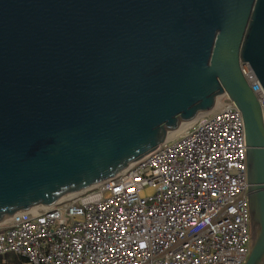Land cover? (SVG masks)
<instances>
[{"label": "water", "instance_id": "water-1", "mask_svg": "<svg viewBox=\"0 0 264 264\" xmlns=\"http://www.w3.org/2000/svg\"><path fill=\"white\" fill-rule=\"evenodd\" d=\"M264 0H0V223L125 169L221 95L244 124L264 264Z\"/></svg>", "mask_w": 264, "mask_h": 264}, {"label": "built area", "instance_id": "built-area-1", "mask_svg": "<svg viewBox=\"0 0 264 264\" xmlns=\"http://www.w3.org/2000/svg\"><path fill=\"white\" fill-rule=\"evenodd\" d=\"M242 74L262 110L264 89ZM226 96V95H225ZM115 175L0 223L23 264H244L251 245L242 116L224 98Z\"/></svg>", "mask_w": 264, "mask_h": 264}, {"label": "bare ground", "instance_id": "bare-ground-1", "mask_svg": "<svg viewBox=\"0 0 264 264\" xmlns=\"http://www.w3.org/2000/svg\"><path fill=\"white\" fill-rule=\"evenodd\" d=\"M217 103H219V102L217 101L216 104L214 105V107L217 105ZM203 113H205V112H200L193 119H191L189 121L181 122L175 129L170 130L169 132H167L166 137H165V140L172 139V138L176 137V135H179L180 132H182L185 128H187L190 125H192L198 118H200L203 115ZM46 206H48V205H46ZM42 207H45V206L44 205L43 206H35V207H33V209H35V208H42ZM6 219H9V217L6 218Z\"/></svg>", "mask_w": 264, "mask_h": 264}, {"label": "trees", "instance_id": "trees-1", "mask_svg": "<svg viewBox=\"0 0 264 264\" xmlns=\"http://www.w3.org/2000/svg\"><path fill=\"white\" fill-rule=\"evenodd\" d=\"M24 260L21 257H16L13 260L2 259L0 257V264H23Z\"/></svg>", "mask_w": 264, "mask_h": 264}, {"label": "rangeland", "instance_id": "rangeland-1", "mask_svg": "<svg viewBox=\"0 0 264 264\" xmlns=\"http://www.w3.org/2000/svg\"><path fill=\"white\" fill-rule=\"evenodd\" d=\"M222 98H224L225 100H229L228 98H227V96H225V95H221L220 97H219V99H222ZM204 114V113H203ZM186 129V128H185ZM181 133V132H180ZM179 133V134H180ZM177 136V135H176ZM2 259H7V260H13L14 258H16V257H19L18 255H16V254H14V253H9V254H7V255H5V256H0Z\"/></svg>", "mask_w": 264, "mask_h": 264}]
</instances>
